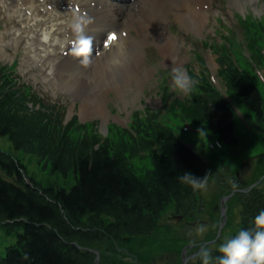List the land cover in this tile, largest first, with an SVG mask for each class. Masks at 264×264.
<instances>
[{
    "label": "trees",
    "instance_id": "trees-1",
    "mask_svg": "<svg viewBox=\"0 0 264 264\" xmlns=\"http://www.w3.org/2000/svg\"><path fill=\"white\" fill-rule=\"evenodd\" d=\"M12 88L8 76L0 73V135H9L17 147L39 155L50 154L59 170L73 171L74 182L69 189H45L43 196L29 188L16 189L0 179V228L3 236H8L4 246H0V264H90L92 257L69 241L90 245L107 239L116 241L125 234L149 235L155 219L170 203L183 209L181 213L196 208L197 190L179 177L189 172L203 178L205 163L176 143L164 128L150 121L145 128L155 136V145L151 149L153 170L149 182H144L134 175L128 160L109 141L98 144L94 139L69 138L68 128H56L46 115L22 107ZM229 89L243 106L259 114V97L251 85L235 83ZM211 94L214 100L217 94ZM215 101L210 105L204 99L202 105L190 106L198 110L194 121L228 135L231 115L223 109V100L218 97ZM142 145L147 148L149 142L143 138ZM11 165L0 154V168L8 172ZM233 186L239 187V182L235 181ZM262 194L264 190L237 195L242 209H247L242 212L241 230H251L255 216L264 211L260 203L256 211L260 210L252 214L254 206L264 199ZM20 217L27 221L18 226L22 234L16 233V226L5 222ZM210 253V264H215L219 255Z\"/></svg>",
    "mask_w": 264,
    "mask_h": 264
},
{
    "label": "bare ground",
    "instance_id": "bare-ground-1",
    "mask_svg": "<svg viewBox=\"0 0 264 264\" xmlns=\"http://www.w3.org/2000/svg\"><path fill=\"white\" fill-rule=\"evenodd\" d=\"M5 1L0 0V8L5 7ZM21 1L29 15L26 17L24 26H22L23 29H20V32L26 33L33 28L34 31L29 34L39 31L38 36L44 39L48 38L47 43H49L29 44L27 36L24 39L19 36L15 40V44L16 46L23 45L25 50L24 59L26 61H31L33 58L43 60V67H46V70L51 71L53 75L60 76L81 93L93 86H113L120 97L118 101L122 103L125 102L121 97L125 85L138 82L149 74V71L144 69L143 61V49L148 44L157 49L163 58V64L170 63L173 60L172 55L178 49L179 40L175 36L168 37V32L165 29L167 21L164 18H169L171 15L181 27L191 32H197L200 24L197 13L187 5V1L184 3L183 0H145L144 4L148 1L155 2L159 4V8L153 6L151 11H146L145 15L141 16L133 14V12L128 13L127 21L132 27H130L131 30L127 28V31L130 34L134 31L136 36L132 37L131 35L130 37L128 35L125 38H120L117 42L118 47L112 46L109 49L111 54L108 57L93 60L90 65V73L88 74L86 71L84 74V68L80 70L76 61L72 59V55L64 52L67 51V43L75 32L71 25L77 19L83 20L86 23L79 33H84L85 30L90 29L94 33V37L100 38L102 29L112 28L107 6L101 2H96L91 6L83 0H63L65 8L54 7L51 10L47 9L45 13H40L38 9L41 5L35 0ZM53 1L59 2L62 0H51V2ZM196 1L198 3L202 2V0ZM230 1L238 3L242 0ZM247 1L253 2V0ZM16 5L17 2L14 1L13 10H11L13 13ZM74 6L79 8L78 12L71 10V7ZM31 21L34 23H30ZM60 33H63L62 44L53 48L52 44L60 38ZM175 61L177 62L176 59ZM98 112L101 113L103 118L108 115L103 103Z\"/></svg>",
    "mask_w": 264,
    "mask_h": 264
},
{
    "label": "rangeland",
    "instance_id": "rangeland-1",
    "mask_svg": "<svg viewBox=\"0 0 264 264\" xmlns=\"http://www.w3.org/2000/svg\"><path fill=\"white\" fill-rule=\"evenodd\" d=\"M240 34H241V37H238V38L232 37L230 39V41H232L234 44V43H236L235 39H237V41L244 43L245 46L248 44L249 47L251 48L250 50L252 51V56L254 57L256 55V53L252 49V47H253L252 44L249 43L250 42L249 41L250 36L244 37L243 33H240ZM242 39H243V41H242ZM256 42H258V41H256ZM233 44H232V46H233L232 59H234L236 61V63L238 64V70L243 72L242 69H247L245 62L248 59H240L241 58V52H240L241 47L237 44L236 45L235 44L233 45ZM1 45H2V47H5L7 45V43L3 42ZM7 51L9 53V55L12 57V60L14 61V59H15L18 62L16 69H17L18 73L20 74L19 66H20V59L22 58V55H23V50L20 48L16 52L13 50H10V49H7ZM251 51H250V56H251ZM156 53H158V52L155 49H153V47H151V45H149L148 47L145 48V62L147 63L146 65L150 66L151 68H154L155 72L151 77L148 78L146 84L144 85L142 91L140 92V96L138 98H136L134 106H132V104H130L126 109H124L123 107L126 106L128 103V98H129L128 95L125 96L126 104L124 105L122 102L118 101V99L120 97L115 92H109L107 94V98L105 101V103L108 105L109 117L105 122H102V119L99 116H97L96 114H95L96 116L93 119H90L91 117H93L92 112L95 110V105L92 103L83 105L82 101L81 102L77 101L78 107L73 110L72 114L68 118H67L68 109L58 108V110H60L63 113V115L65 116V119H67L65 122H67L68 119H70L73 115H76L78 121H81L80 124H87L89 120H91L92 122L96 121L97 124H96V126L92 127V130H94V131L98 130L99 133H102L103 130L108 125V122H112L114 120L115 116L123 114L124 111L128 110V109H130L132 111L135 110L136 109L135 106H140L141 103L144 104L143 99L147 102L148 98H147L146 94L153 95V99L151 100V103L146 104V105L149 107L152 106L155 109L159 108L158 105L156 104L155 100H156V98L160 97L158 89L162 88L164 83H163V79H162L163 77L160 79V74L156 71L159 67L158 61H156L158 58L155 57ZM208 53H209V51H208ZM216 57H217V55H212V60L210 59L212 61V65H213V66H211L213 73L217 68V65L214 63V61L216 60ZM147 60H149V62H147ZM196 61L199 62V59L197 57L195 59H192L188 72H192L195 74L198 73L199 68L196 64ZM239 62H240V66L242 69L239 66ZM32 72L33 71H28V72H25L23 74H20L22 76V79L21 78H19V79L22 82H25L27 84L28 83L31 84L32 89L34 91H36L40 96L47 97L52 101H55L58 99L65 101L67 99L66 94L64 92H61V91L55 92V95H52L53 89L48 84H42V83L35 84L31 80ZM246 72H248V70ZM243 73H245V72H243ZM153 76H156L157 78H159V80L157 82L152 81ZM164 78L166 79V81H165L166 85L170 86L171 89L173 90L172 92L175 93V95H174L175 98H182L183 96H185V93L179 92V91L174 89V87L172 85V78H168V76H165ZM130 86H132V85H129V87ZM143 92L145 93V95H142ZM130 95L131 94H129V96ZM172 100H173V96H170L169 102H171ZM65 105L68 106L69 103H65ZM161 107L162 106H160V108ZM74 135H76V133H74ZM241 142H242V138L240 139V143ZM243 145H245V144H243ZM5 147L6 146L3 145V143H0V149L1 150L5 149ZM240 147H241V145L237 144L236 148L233 150L232 153L235 157L238 158V160H242V159L246 160L244 153L239 154ZM233 155L231 153L229 154L227 152H224L223 157L227 158V159H231V158H234ZM244 166H245V169H246V167H248V170L246 171V175H244V176L246 178H249L250 174L252 172V169H253V164L249 163V162H245ZM49 173L50 172H48V171L41 172V175L38 176V181H42V183L44 185H48L47 183H50L52 181L54 182L57 179L56 176H58V175H54L55 177L46 175ZM228 208L229 207L227 205V213H229ZM168 215L169 214H166L163 217H161V219H162L161 220V227H159L156 231V234H158L157 237L160 236L158 238V241L160 243H166V242H169L170 240H172L173 238H171V236L174 233V230H177V235L179 236V240L182 238L187 239L189 244H194L195 242L201 241L203 236H205L209 230H211V232H213L215 230V227L217 226L213 223V221H211L210 223L207 222V220H209V217L206 214H204L203 217L199 219V222H194L193 224H189V223L193 222L194 220L193 221L172 220L171 218L168 219ZM201 227L205 228V231L203 233H200V231H199V229ZM130 241H137L138 242L139 240H130ZM143 241L144 240H140V242H143ZM137 242H134V243L125 242V244L129 245V247L132 249V251L126 246L121 247L119 245L120 243H118V245L116 246L117 254L115 256H113L114 257L113 258L114 264H118V262H119V264H126V263L130 264L133 261V258L134 259L137 258L138 264H154V263L157 264V263H160L159 262L160 259H162L163 262L166 263L169 259L175 258V256H176V255H171L167 252H163V253H160L159 255H156L155 257H153V259L150 262H148L145 259V255H144L145 253L141 254L140 252H137V250L134 248V247L139 248L137 246ZM144 249H145V251H150V249H152V248L149 244H146V245H144ZM139 254H141V255H139ZM149 258H150V256H149Z\"/></svg>",
    "mask_w": 264,
    "mask_h": 264
},
{
    "label": "clouds",
    "instance_id": "clouds-1",
    "mask_svg": "<svg viewBox=\"0 0 264 264\" xmlns=\"http://www.w3.org/2000/svg\"><path fill=\"white\" fill-rule=\"evenodd\" d=\"M85 23V21L77 19L71 26L79 33L83 30ZM196 83L197 81L185 69L177 67L172 70V85L175 90L187 94L193 90ZM198 134L203 135V130H198ZM179 178L181 182L198 190L205 187L207 174L203 178H197L191 173L185 172ZM199 231L203 233L205 228L201 227ZM218 252L220 255L216 257L215 264H264V211L255 216L251 230H241L234 238L222 243ZM198 256L202 264H210L212 260L208 248H202Z\"/></svg>",
    "mask_w": 264,
    "mask_h": 264
},
{
    "label": "snow or ice",
    "instance_id": "snow-or-ice-1",
    "mask_svg": "<svg viewBox=\"0 0 264 264\" xmlns=\"http://www.w3.org/2000/svg\"><path fill=\"white\" fill-rule=\"evenodd\" d=\"M116 39V37H115V35L113 34V35H110L109 37H108V41L109 42H111V41H113V40H115Z\"/></svg>",
    "mask_w": 264,
    "mask_h": 264
}]
</instances>
